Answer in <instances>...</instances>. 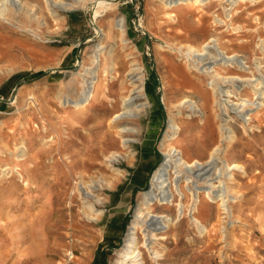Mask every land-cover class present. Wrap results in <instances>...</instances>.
I'll list each match as a JSON object with an SVG mask.
<instances>
[{"label":"rangeland","instance_id":"1","mask_svg":"<svg viewBox=\"0 0 264 264\" xmlns=\"http://www.w3.org/2000/svg\"><path fill=\"white\" fill-rule=\"evenodd\" d=\"M27 2L37 7L39 19L18 12L13 24L0 22V264H111L141 192L151 186L164 159L161 143L171 112L182 126L172 145L187 159H207L216 144V136L198 118L186 117V108L179 114L178 102L187 90L181 80L194 75L168 44L203 43L215 28L212 15L219 14L232 19L233 25L219 24L217 31L232 40L229 49L240 50V58L257 72L255 57L261 55L264 63V53H258L264 0H244L232 18L222 7L226 2L178 3L174 10L185 13L177 23L165 16L161 2L152 0H85L58 9L57 19L44 0ZM119 17L125 19L124 36L114 31ZM238 24L243 29L234 30ZM102 37L104 55L113 49L105 63L112 67L100 70L89 101L78 107L64 105L58 95L79 93L81 74L92 66V53ZM133 60L143 67L149 104L125 123L137 132L124 149L112 117L132 89L128 70ZM250 112L246 131L236 118L240 142L227 153L230 163L244 167L233 170L238 195L234 214L203 199L196 215L206 224L205 232L198 230L189 210L178 217L175 203L156 204L153 211L168 214L173 221L154 241L153 248L163 253L160 259L142 245L145 238L139 232L143 264H264V101ZM219 120L214 119L216 125ZM25 146L27 155L17 158ZM121 150L129 156L123 154L114 163L123 172L117 175L106 158ZM102 178L112 180V187L97 190L102 214L89 221L78 187ZM184 201L191 208L189 192Z\"/></svg>","mask_w":264,"mask_h":264},{"label":"bare ground","instance_id":"2","mask_svg":"<svg viewBox=\"0 0 264 264\" xmlns=\"http://www.w3.org/2000/svg\"><path fill=\"white\" fill-rule=\"evenodd\" d=\"M27 1L0 0V22L13 24L12 19L18 12H25L27 15L39 19L40 15H38L36 10L37 7ZM152 1L161 2L164 5L163 13L165 16L172 22L177 23L185 12L183 10L180 13L176 12L173 8L176 4L195 2L204 6L212 0ZM218 1L227 3L223 4L222 7L227 13L226 15L232 18L233 11L244 0ZM44 2L50 14L57 19L60 17L58 9L80 5L85 0H72V2L68 0H44ZM256 18L258 19L259 16H256ZM228 20L219 14H213L210 23L212 28H215L212 29V32L209 31L211 34L208 39L201 44H195L190 41L180 44L175 43L174 45L168 44L171 49L180 53L186 62L190 74L194 75V78H183L181 80L182 88L187 90L183 93L181 101L178 102L180 107L178 110L179 114L180 116L183 115L182 108H186L188 110L186 117L192 118V120L193 118H198L199 122L203 123V127H208V132L216 136V144L212 147L207 159H187L180 148L172 145L182 126L180 118H177L176 114L171 112L168 129L164 133L161 143L162 147H165L164 159L154 172L151 186L141 192L135 207L134 216L128 225L124 243L116 250V255L111 264L144 263V256L140 249L139 238L141 237H139V232L145 238L142 245L146 249L154 250L153 257L155 260L163 256L160 250L153 248V244L158 232L169 228L173 219L168 214L153 211V207L156 204L170 207L175 203L178 206V217H181L186 210H189V214H192L191 218L197 225L198 230L205 232L206 229L208 230L206 224L196 215L197 213L199 214V204L203 202V199L208 198L213 202L215 201L224 212L231 215L234 214L233 203L238 195H236L237 193L233 187L235 179L233 170H243L244 167L239 162L230 163L227 153L235 143L240 142L238 130L234 126L236 118L242 121L240 127L246 131L245 124L249 123V119L252 116L250 110L263 105L264 63L261 55H257L254 59L257 72H254L252 69L253 65L249 64L246 58H240L243 55L240 50L229 49L232 40L217 31L219 24L233 25V20L230 19L229 22ZM41 23L46 24L45 18L42 17ZM233 29H243V26L238 24ZM101 31H103L102 35L105 36L104 30ZM114 31H117L119 36L125 35L126 23L124 17H119L115 20ZM259 38V52H257L262 54L264 53V34L259 35ZM103 39L104 37L98 42L96 49L92 53V66L85 68L84 73L81 74L83 80L81 81L82 86L79 93L77 95L63 93L58 95V99L64 105L78 107L89 101L94 96L95 87L100 78V70H107L110 66L112 67L113 64L107 66L105 63L109 62L108 59L113 57V49H110L108 54L104 55L106 45ZM103 56L106 59L105 62H102ZM111 62L113 61L111 60ZM137 65V62L131 61L128 79L132 84V89L128 95L121 99V109L112 117V121H115L118 126L117 134L120 136V144L124 149L130 147V143L135 140L131 135L137 132L136 127L125 123H129L135 115L149 104L145 95L143 67ZM115 69L117 70V68ZM206 77H209L208 81ZM248 90L253 91L252 94H249ZM231 111L235 113V116L231 114ZM217 117L220 120L216 125L214 119H217ZM9 152L12 154L15 151L10 150ZM17 153H19L18 155L16 154L17 158L25 157L27 155V147L20 148ZM123 154L129 156L127 152L121 150L111 152L106 158L109 161V165L117 172V175H123V172L114 163L122 158ZM87 183H81L82 185H79L78 192L85 207V218L93 221L99 218L96 217V214H102V209L100 210L97 207L98 204H102V197L97 194V190L105 186L112 187V180L102 178L98 183ZM188 192L192 196L191 208H188V204L184 201ZM177 196L179 200L176 202Z\"/></svg>","mask_w":264,"mask_h":264},{"label":"crops","instance_id":"3","mask_svg":"<svg viewBox=\"0 0 264 264\" xmlns=\"http://www.w3.org/2000/svg\"><path fill=\"white\" fill-rule=\"evenodd\" d=\"M142 163H143V162H142ZM142 163H141V164H142ZM146 163H147V161H146ZM157 163H158V162H157ZM156 165H157V164H156ZM156 165H155V166H156ZM155 166H154V167H155ZM154 167H153V168H154ZM152 170H153V169H152ZM150 171H151V170H150Z\"/></svg>","mask_w":264,"mask_h":264},{"label":"water","instance_id":"4","mask_svg":"<svg viewBox=\"0 0 264 264\" xmlns=\"http://www.w3.org/2000/svg\"><path fill=\"white\" fill-rule=\"evenodd\" d=\"M17 87V86H16Z\"/></svg>","mask_w":264,"mask_h":264}]
</instances>
